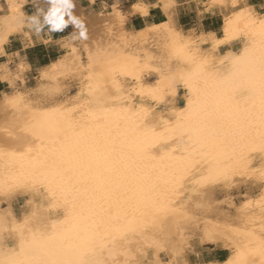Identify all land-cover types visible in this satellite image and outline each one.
Instances as JSON below:
<instances>
[{
    "label": "bare ground",
    "instance_id": "bare-ground-1",
    "mask_svg": "<svg viewBox=\"0 0 264 264\" xmlns=\"http://www.w3.org/2000/svg\"><path fill=\"white\" fill-rule=\"evenodd\" d=\"M25 1L0 0V79L18 88L0 96V264H264V11L208 0L227 8L216 36L182 29L160 0L167 20L130 32L141 0L106 15L52 0L72 36L32 84L4 49L32 42ZM253 177L260 194L235 201ZM194 241L229 254L191 262Z\"/></svg>",
    "mask_w": 264,
    "mask_h": 264
},
{
    "label": "crops",
    "instance_id": "crops-1",
    "mask_svg": "<svg viewBox=\"0 0 264 264\" xmlns=\"http://www.w3.org/2000/svg\"><path fill=\"white\" fill-rule=\"evenodd\" d=\"M52 0H26L24 9L27 18L35 17L36 23L29 28L31 41L22 38L21 34L12 35L6 43L4 49L10 58H21L30 65V74L35 72L36 67L46 65L52 59L59 57L65 50L61 48L62 39L72 36L71 26L60 19L48 5ZM56 1V0H53ZM80 6L87 15L102 13L108 14L114 4L123 12L133 3L139 0H69ZM148 6L147 14H133L125 24L126 31L135 32L153 23L167 20L166 13L161 8L160 0H141ZM171 7L172 19L184 30L195 29L196 32L214 33L221 36V24L227 8L224 6H210L208 0H173ZM245 4L257 12H263L264 0H246ZM63 21L60 27L56 26V21ZM70 27V31L68 28ZM241 40L220 46L218 52L236 50L240 47ZM9 88L8 84L0 79V92ZM18 201V206L19 200ZM13 205L14 202H13Z\"/></svg>",
    "mask_w": 264,
    "mask_h": 264
},
{
    "label": "rangeland",
    "instance_id": "rangeland-1",
    "mask_svg": "<svg viewBox=\"0 0 264 264\" xmlns=\"http://www.w3.org/2000/svg\"><path fill=\"white\" fill-rule=\"evenodd\" d=\"M264 11V10H263ZM17 58H10V61H15ZM33 76H35V72H33L32 74H30L28 76V80L30 83H34V79ZM18 88L16 86L14 87H9L4 89L3 91L0 92V96L3 94H14L16 92ZM73 90V88L71 89ZM178 91L180 96L175 100L174 104L176 105H181L183 104V98H182V94L184 93V90L182 89L181 86H178ZM261 186L262 183L258 178H250L249 182H247L245 185H241L239 187V189H233L231 194L234 197L235 201H239L241 194L243 193H249L251 194L253 197L257 196L258 194H260L261 192ZM19 200V204L20 206L23 204V199L19 198L17 199ZM14 200V204L17 205L18 201ZM40 201L41 203L45 204L47 203V201L40 197ZM12 202V203H13ZM0 204L3 206L5 203H3V200H1L0 198ZM10 245H13L12 242H10ZM185 255L187 256L188 260L191 262H203V261H209V260H214V259H221L226 257L229 254V251H225L219 247H206V246H200L197 241L193 242V249H189V248H185L184 249Z\"/></svg>",
    "mask_w": 264,
    "mask_h": 264
},
{
    "label": "snow or ice",
    "instance_id": "snow-or-ice-1",
    "mask_svg": "<svg viewBox=\"0 0 264 264\" xmlns=\"http://www.w3.org/2000/svg\"><path fill=\"white\" fill-rule=\"evenodd\" d=\"M61 4H62V6L66 7V8H71L73 6L72 3L69 2V0H61ZM245 11H247V9L244 8L243 5H241V9L237 11V15H243ZM31 19L33 22H35V17H32ZM253 22H255V21H253ZM55 23H56L57 27H60L63 24V21L59 20V18H58V20ZM73 23L79 24L80 22L78 20H76V21H73ZM259 23H260L261 28L264 29V20H261ZM68 30L69 31L71 30L70 27L68 28ZM79 35L83 36L84 33L81 32V33H79ZM177 51H183V47H179L177 49ZM185 54H187V53H185ZM86 63H87V60H85V64ZM97 71H99V70H97ZM112 86L115 87L117 90L120 87V85L116 81L112 82ZM73 95H75V91H73ZM51 103H53V104L62 103V100H53V101H51ZM202 179H207V178L202 177ZM236 183L243 185V180L236 181ZM216 199L220 200L219 196H217ZM220 202H222V201H220ZM182 207H183V201H179L173 205V210L180 209ZM261 227L264 228V224H262ZM149 256H151L150 253H149ZM89 264H108V262L107 261H103V262L91 261V262H89ZM136 264H159V262L150 261V260H138L136 262Z\"/></svg>",
    "mask_w": 264,
    "mask_h": 264
},
{
    "label": "trees",
    "instance_id": "trees-1",
    "mask_svg": "<svg viewBox=\"0 0 264 264\" xmlns=\"http://www.w3.org/2000/svg\"><path fill=\"white\" fill-rule=\"evenodd\" d=\"M225 258V257H224ZM224 258H221V259H224Z\"/></svg>",
    "mask_w": 264,
    "mask_h": 264
}]
</instances>
